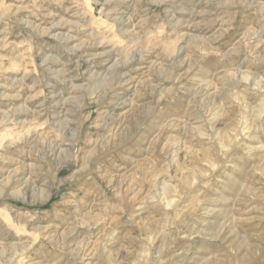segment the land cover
I'll use <instances>...</instances> for the list:
<instances>
[{
  "label": "rangeland",
  "instance_id": "rangeland-1",
  "mask_svg": "<svg viewBox=\"0 0 264 264\" xmlns=\"http://www.w3.org/2000/svg\"><path fill=\"white\" fill-rule=\"evenodd\" d=\"M0 264H264V0H0Z\"/></svg>",
  "mask_w": 264,
  "mask_h": 264
}]
</instances>
